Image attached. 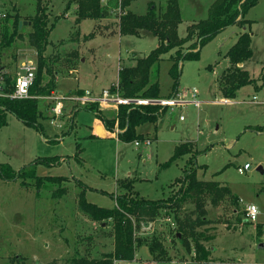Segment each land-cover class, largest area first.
Listing matches in <instances>:
<instances>
[{
    "label": "rangeland",
    "instance_id": "obj_1",
    "mask_svg": "<svg viewBox=\"0 0 264 264\" xmlns=\"http://www.w3.org/2000/svg\"><path fill=\"white\" fill-rule=\"evenodd\" d=\"M35 1L0 0V18L8 17L1 23L2 28L12 30L15 14L22 21L17 26L19 35L15 33L2 57L5 71L14 80L21 62L36 67V51L28 43L32 27L26 18L34 14ZM100 1L106 5L104 16L80 21L75 20L76 0L50 2L47 25L54 20L55 25L44 54L51 61L47 76L54 80L51 93L55 96L63 97L59 93L74 96L65 93L77 86L109 89L115 84L121 66L133 64L134 57L146 55L158 44L157 37L150 32L140 31L138 36L120 33L119 9L114 0ZM165 1L132 0L128 8L144 13L149 3L159 7ZM177 1L181 12L177 33L183 36L187 25L207 16L213 0ZM245 18L251 20L249 26H227L200 48L197 59L178 61L176 93L196 87L201 103L164 107L155 123L141 125L144 138L151 139L148 145L140 142L135 146L133 141L138 139L118 140L116 123L113 130H108L116 138L89 136L87 124L91 113L85 105L90 102L64 99L65 110L55 116L51 110L54 101L49 97L52 95L44 96L38 106L47 107L48 111L42 110L37 119L38 131L24 125L13 114L4 113L5 124L0 125V162L18 170L39 158L58 156L55 164H35V173L65 179L59 183L44 180L38 187L32 178L21 184L19 178L0 177V264H70L74 256L92 257L112 251L110 220L99 222L82 214L77 208V193L84 189L88 201L113 207L114 196L126 192L121 181L130 178L133 191L139 196L163 199L169 204L179 186L177 179L193 163L199 179L226 185L232 194L215 205L206 201V218L210 223L196 229L200 232L203 251L197 253L190 237L177 239L176 234L179 237L181 234L172 208L164 207L153 221L136 227L135 231L139 239L154 236L161 240L162 259L154 260L142 244L136 248L132 260H115L114 264H264V248L257 247L264 242V86L256 90L246 84L231 101H224L216 82L229 65L225 57L227 49L244 29L251 34L252 56L238 65L260 82L264 68V0L249 8ZM91 31L95 35L86 38ZM173 50L162 54L151 69V79L159 83L160 97L173 92L168 73ZM88 89L85 91L94 95L103 90L92 93ZM117 108L100 109L106 117L113 118ZM72 111L74 116L70 117ZM97 128L103 132L100 124ZM183 141L191 142L192 151L161 166L173 153L174 146ZM244 163L249 168L238 172L237 168H242ZM248 203L258 208L255 221L245 219ZM190 207L185 203L180 211Z\"/></svg>",
    "mask_w": 264,
    "mask_h": 264
},
{
    "label": "trees",
    "instance_id": "obj_2",
    "mask_svg": "<svg viewBox=\"0 0 264 264\" xmlns=\"http://www.w3.org/2000/svg\"><path fill=\"white\" fill-rule=\"evenodd\" d=\"M131 1L114 0L119 9L117 14L118 31L135 36H138L140 31L150 32L157 37L158 44L146 55L134 57L133 64L121 66L117 72V80L115 84L109 86V90L118 91L126 97L159 98V83L157 80L151 79V69L153 64L160 60L162 54L174 49L173 55L170 56L171 65L168 69L172 78L173 92L168 95L171 96L176 93L178 86V61L197 59L200 48L227 26L233 24L249 26L251 20L245 18L246 12L259 0H213L209 5L207 16L187 25L186 33L183 36H179L177 33V26L181 22V12L177 0H166L164 5L159 7H156L154 3H149L148 9L144 13L131 11L128 8ZM50 2L51 0H46V2L36 0L34 14L26 17L32 27L28 33V43L35 49L37 58L34 78L28 88L30 96L26 98L0 96V125L5 124L4 113L9 112L24 125L33 127L37 131L40 129L37 119L41 116L42 110L45 111L47 107L41 109L38 106L39 101L44 96L51 94L54 85L52 76H47L51 72V61L44 54L49 33L55 25V20L51 21L49 26L47 25L51 9ZM76 2V21L85 18L100 19L104 16L106 5L102 4L100 0H76ZM18 16L16 14L13 16L11 31L1 26V23L7 21L8 17L0 18V82L4 92H11L14 87V76L12 77L8 70L5 71L2 57L4 48L10 45L12 37L16 34L19 35L17 26L20 18ZM94 35L95 33L91 31L85 37L92 38ZM250 43L251 34L244 29L237 35L225 53L229 65L216 79L218 91L223 98H234L236 91L246 84L253 85L256 90L264 86V68L259 79L260 82H258L257 79L249 75L246 68L238 65L252 56ZM85 106V109L94 117L103 121L108 130H113V125L117 121V127L121 130L117 132V138L124 142L144 139L146 136L140 131V126L149 122L155 123L165 110L158 104H119L116 116L109 118L103 114L96 102H90ZM191 151V142H180L174 146L173 153L161 166H166L175 158ZM193 157L194 154L190 156V160ZM58 160V156H45L20 167L18 170L7 163L0 162V177L5 180L19 178L21 184H27L26 179L32 178L38 187L44 180L59 183L65 177L59 175L39 176L35 173V164H55ZM177 181L179 186L175 194L169 196V204H165L163 199H148L139 196L137 192L133 191L130 178L121 181V186L127 193L116 194L113 207H103L88 201L84 189H81L77 193L78 210L92 220L99 222L110 220V234L114 249L99 256H74L70 259V264H114L115 260H132L136 248L142 244L147 246L154 260L162 259L164 249L161 240L154 236L149 239H139L135 236V231L136 227L153 221L164 207L172 208L178 232L181 234L180 237L176 234L177 239L180 241L184 237H190L197 253H201L204 248L200 242V232L196 229L210 223V220L206 218V201L209 200L211 204L215 205L226 195L232 194L226 185L199 179L194 163ZM234 200L237 199L234 198ZM185 203L190 204L191 207L188 210H181L182 214H179Z\"/></svg>",
    "mask_w": 264,
    "mask_h": 264
},
{
    "label": "built area",
    "instance_id": "obj_3",
    "mask_svg": "<svg viewBox=\"0 0 264 264\" xmlns=\"http://www.w3.org/2000/svg\"><path fill=\"white\" fill-rule=\"evenodd\" d=\"M36 67L29 62H21L19 70L16 72L14 87L11 92H4L2 90L0 82V96H7L9 98H26L29 97V85L32 83ZM53 102L51 110L53 115L58 116L61 114L62 100L63 99H73L77 102H96L99 108L107 107H117L119 104H158L162 107H182L186 104H193L198 106L201 103V100L197 98V89L196 87H191L189 91L183 93H175L171 96L159 97V98H145V97H126L122 96L118 91H110L108 88L103 89L99 94H91L88 91H85L83 94L74 95V96H63L58 97L52 94L49 96ZM180 119L183 118L182 115L179 116ZM116 126L114 128L115 132L121 131L117 127V121L115 122ZM140 142L148 145L151 143L149 138H144L142 141L134 140L133 144L135 146L140 145ZM249 164L244 163L241 167H238V172L242 173L243 170L248 169ZM245 219L255 221L258 214V208L254 203H248L245 205Z\"/></svg>",
    "mask_w": 264,
    "mask_h": 264
},
{
    "label": "crops",
    "instance_id": "obj_4",
    "mask_svg": "<svg viewBox=\"0 0 264 264\" xmlns=\"http://www.w3.org/2000/svg\"><path fill=\"white\" fill-rule=\"evenodd\" d=\"M115 81V80H114ZM113 81V82H114ZM116 82V81H115ZM112 83V82H111ZM106 87H102V88H100V89H96V90H94V89H88V88H84V89H82L81 87H79V86H77V87H74V88H70V89H68V91L65 93L66 95H71V94H83V93H85L84 91L85 90H89V91H91L92 93H99L100 92V90L101 89H105ZM108 88V87H107ZM106 88V89H107ZM262 88V87H261ZM260 88V89H261ZM59 93V92H58ZM55 95L54 94V92H52L51 93V95ZM61 96H65V95H63L62 93H59ZM255 96H253V98H254ZM222 99L224 100V101H231L232 99H229V98H223L222 97ZM64 101V99L62 100V102ZM68 101V100H67ZM51 106V105H50ZM65 110V106H63V111ZM46 111H48L47 109H46ZM75 111V110H74ZM74 111H72V113H71V115H70V117H73L74 116ZM65 113V112H64ZM91 117H90V119H89V121H88V124H87V127H88V130H89V135L90 136H92V137H112V138H116V137H114V134H113V132H110V131H108V129H106V127L104 126V124L100 121V120H98L96 117H94L92 114L90 115ZM98 124H100L101 125V128L103 129V134H104V136H99L98 134H97V125ZM33 128V127H32ZM148 136V135H147ZM147 138H149L150 139V137L148 136ZM118 139V138H117ZM151 140V139H150ZM262 243H264V242H262Z\"/></svg>",
    "mask_w": 264,
    "mask_h": 264
},
{
    "label": "water",
    "instance_id": "obj_5",
    "mask_svg": "<svg viewBox=\"0 0 264 264\" xmlns=\"http://www.w3.org/2000/svg\"><path fill=\"white\" fill-rule=\"evenodd\" d=\"M27 22H29V21H27ZM21 23H22V21H19L18 27L21 26ZM239 65H240V63H239ZM97 134L99 136H104L102 130L100 131V130H98V128H97ZM257 169L261 170V166H258ZM257 247L264 248V243L260 242L259 244H257Z\"/></svg>",
    "mask_w": 264,
    "mask_h": 264
}]
</instances>
